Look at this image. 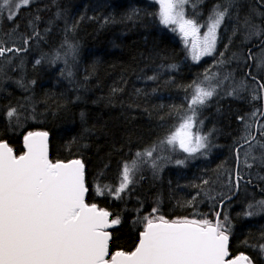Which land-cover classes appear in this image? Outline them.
<instances>
[{
  "label": "trees",
  "instance_id": "trees-1",
  "mask_svg": "<svg viewBox=\"0 0 264 264\" xmlns=\"http://www.w3.org/2000/svg\"><path fill=\"white\" fill-rule=\"evenodd\" d=\"M222 1L204 2L199 22ZM233 4V21H225L221 29L218 58L196 63L188 58L180 36L160 23L158 7L151 0H36L26 6L20 0L18 8L9 12L0 0V47L14 49L0 57V63L16 54L27 68L20 77L12 74L13 87L0 96V143L7 142L19 156L24 154L23 139L29 132L46 131L50 160L84 163L86 202L110 212V219L121 220L109 230L110 254L135 249L144 221L137 229L133 225L153 215L154 208L169 221L206 218L215 222L220 204L235 195L239 159V193L222 206L219 215L221 221L225 217L230 221V258L245 254L252 264H264L258 251L264 244V217L247 215L258 201H264V167L250 163L245 167L239 156L248 145L264 144V101L252 98L264 83V72L257 70L264 61V31L251 38L245 26L246 18H254L250 22L264 30V0H234ZM10 13L14 19L9 21ZM69 40L75 42L78 60L68 78L59 61L32 68V59L47 58L55 51L61 54ZM222 67L235 69L237 79L254 83L255 88L238 92L216 86L213 97L196 108V126L199 135L208 137L207 149L188 155L195 158L192 161L177 150L181 156L176 160L184 163L176 161L162 179L148 173L137 177L136 172L137 179L120 199L107 192L98 194L97 185L118 187L122 166L138 163L137 153L168 145L162 142L185 114H191L195 85ZM24 87L29 90L22 91ZM15 93L16 102L11 99ZM21 98L29 101L35 119L17 131L21 126L5 111L19 112ZM246 136L255 139L248 143ZM245 143L237 157V147ZM218 185L228 188L217 195ZM246 192L250 196L245 199Z\"/></svg>",
  "mask_w": 264,
  "mask_h": 264
},
{
  "label": "snow or ice",
  "instance_id": "snow-or-ice-1",
  "mask_svg": "<svg viewBox=\"0 0 264 264\" xmlns=\"http://www.w3.org/2000/svg\"><path fill=\"white\" fill-rule=\"evenodd\" d=\"M21 2L26 6L30 0ZM156 2L160 23L181 35L193 60L198 62L202 56L213 54L218 30L228 16L227 6L217 5L206 24L198 25L185 16V6L191 0ZM3 3L5 7L14 6V0H3ZM8 19H14V13H10ZM245 26L249 28L250 37H258L264 31L247 18ZM201 27L207 28L203 37ZM10 51L14 49L0 47V57ZM259 89V94L253 91L252 98L264 101V83ZM215 92L214 87L195 85L189 108L191 114L182 118L183 122L162 143L178 146L190 156L206 149L208 137L192 130L196 126V108L205 105ZM7 117L18 119L16 109L9 110ZM48 135L46 131L29 132L24 137L27 151L19 156L7 143H0V264H252L244 255L228 259L230 221L227 217L221 221L217 213L215 222L206 218L169 221L157 215L158 208L152 210L153 215L143 217L144 228L133 251L118 250L110 254L112 233L108 229L119 225L120 217L110 219V212L86 202L89 188L84 163L80 159L67 163L50 160ZM254 139V136L245 137L248 143ZM260 147L264 148V144ZM155 151L154 146L136 155L148 158L144 160L147 163ZM261 162L264 163V159ZM245 164L251 167L247 159ZM151 166L155 168V162ZM137 170L135 162L125 163L118 187L97 185L96 192L114 194L120 199L135 182ZM239 179L242 177L237 178V188ZM260 203L264 206V201ZM259 247L264 252V244Z\"/></svg>",
  "mask_w": 264,
  "mask_h": 264
},
{
  "label": "rangeland",
  "instance_id": "rangeland-1",
  "mask_svg": "<svg viewBox=\"0 0 264 264\" xmlns=\"http://www.w3.org/2000/svg\"><path fill=\"white\" fill-rule=\"evenodd\" d=\"M19 1L20 0H14V6L13 7H15V5H17L19 3ZM30 1L33 2L36 0H30ZM151 1L153 4H155L158 7V11H159V4L156 2V0H151ZM206 1L207 0H191V3L185 6L186 18L194 19L198 25H205L206 22L208 21V17L212 14L213 10L215 9V7H212L211 10L209 11V14L205 18V20L200 23L199 20L202 19V13H203L202 9L204 7L203 5H204V2H206ZM233 3H234V0L233 1L223 0L222 2L219 3V5L222 8L225 6L228 7V16L225 18V21H228V22L233 21V15H234L235 9H236L235 4H233ZM3 7H4V10H6V12H9L10 9L13 8V7H5L4 5H3ZM253 19L254 18H251V19H249V21H252ZM8 20L10 21L11 19H8ZM225 21H224V23H225ZM224 23L221 25V27L218 30V39H217L215 51L213 52L212 55L202 56L198 62L192 59V56L190 54V49L185 46L184 40L182 39L181 35L176 32L181 38L182 45L187 49L188 58L190 60H192L196 63H200L206 58H213V57L218 58V56L220 54L219 49H218V45L220 44V41H221L220 35H221V29L223 28ZM253 24H256V23H253ZM172 27H174V26H172ZM167 28H170V30H171V27H167ZM206 32H207L206 27L200 28V36L201 37H203L206 34ZM252 37H254V36H252ZM10 39H12V38L11 37L6 38V40H10ZM189 43H191V38H189ZM17 44L20 46L24 45V44H19V43H17ZM72 45H73V50H71ZM56 52L57 51L48 54L47 58L40 55L39 57L32 59V61H31L32 68L39 67L38 65H40V64L52 65L54 62L59 61V63L62 65V69H65V71H63V75L66 78H68L70 69H74V70L77 69L75 65L77 64L78 54H77V51L75 50V42L70 41V40L66 41L63 45V48L61 49V54L56 53ZM37 61H39V63H37ZM234 68L236 69V66H234ZM25 69H27L25 66V60L17 59L16 54L9 55V56L5 57V60L0 63V96L3 93H5L6 91H8V89L13 87V85L11 84V82L9 80V78H13L12 74L15 73L14 77H20V76L24 75ZM235 69H225V67H222L221 70L217 69V71L213 75H211L210 77L199 82L197 85H201L204 87L210 86V87H214V88L217 86L222 91H224L225 89L233 88L234 90H236L238 92L241 91V89L243 88V87H241L242 84L245 85L244 88L253 89L252 86L255 88L254 83H251L252 84V86H251L250 84H246L245 81L237 79ZM54 70L57 71L58 69H54ZM257 70L260 73L264 72V65L260 64V67L258 66ZM74 84H73V86H74ZM24 88H25V90H24ZM24 88L22 89V91H24V92H26V90H29L27 87H24ZM70 89H73V87ZM11 99L14 102H16L19 98L17 97V95L15 93L14 95L11 96ZM19 101H20L19 106H18L19 112L16 110L18 119H17V117L11 118V121H16V123H19V124H17V126H21V127H19L20 129L17 131H20L26 125V122H30V121H33L35 119V116L32 115V107H31V104L29 103V101L26 98H21ZM11 109L12 108H9L8 110L5 111V116L7 115V112ZM0 110H2V109H0ZM186 116H187V114H185L182 118H184ZM197 116H198V114H197ZM182 122H183V119L178 122L177 126L172 129L171 133L174 132ZM192 131H193V133L199 134L197 126H195ZM177 150L179 151V153L181 152V153H184L185 155H187L186 158H189V161H192L193 159H195L193 157L188 156L189 155L188 153H185L182 150H180L178 146L174 147L172 145L161 144V145L156 147V151L153 152V157L147 163H145L144 160H147L148 158H146V157H140L139 158L138 163H136L138 165V170L136 171L137 177H138L139 173H148L151 177L154 176L157 179H162L165 171L167 169H169L170 167H172V168L175 167L174 165L177 161L176 160L177 157L181 156ZM246 154H248V155H246ZM200 156H202V155H200ZM239 156H240L241 160L243 161V164L245 167H246L245 159H247V163L259 165V167H264V163L261 162L262 159H264V148H261L259 143H255L253 145H248V146L244 147L241 150ZM253 157H255V159H253ZM152 162H155V164H156L155 168H153L151 166ZM137 177L135 179H137ZM227 188L228 187H226V186H220L219 187V185H218L215 191H218L217 195H221L222 193H224L226 191ZM249 196H250V194L248 192L244 193L245 199L248 198ZM261 201H263V200L258 201L257 204H255L252 208V213H253L252 216L255 219H261L264 217V206L261 205V203H260ZM142 223H143V220L135 221L133 226L136 228V227L142 225ZM258 251H259V254L262 256V258L264 259V252H261L260 248L258 249Z\"/></svg>",
  "mask_w": 264,
  "mask_h": 264
},
{
  "label": "water",
  "instance_id": "water-1",
  "mask_svg": "<svg viewBox=\"0 0 264 264\" xmlns=\"http://www.w3.org/2000/svg\"><path fill=\"white\" fill-rule=\"evenodd\" d=\"M264 114V113H263ZM263 116V115H262ZM262 119V117L260 118V120ZM259 120V121H260ZM258 127V123H257V125H256V128ZM34 132H40V131H34ZM257 136V131H256V133H255V137ZM253 141V140H252ZM49 142H50V137H49V135H48V148H49V159H50V144H49ZM1 143H7V142H1ZM8 144V143H7ZM247 143H245V144H242L241 146H239V147H237V149H236V153H237V157H238V151L240 150V148H242L243 146H245ZM9 145V144H8ZM10 146V145H9ZM23 147H24V153L27 151V149L25 148V146H24V139H23ZM13 152H14V154H15V151L13 150ZM73 160V159H72ZM71 161V160H70ZM62 162H65V163H67V162H69V161H62ZM85 166V165H84ZM238 168H239V159H237V168H236V179H237V171H238ZM84 171H85V168H84ZM85 182H86V177H85ZM238 193H239V187L238 188H236V192H235V195L233 196V197H231L230 199H227V200H225L224 202H222L221 204H220V207H219V214H220V212H221V209H222V206L225 204V203H227L228 201H231V200H233L237 195H238ZM111 229V228H110ZM110 229H108V231L110 230ZM230 244V243H229ZM229 244H228V248H229ZM109 246H110V244H109ZM240 255H244V256H247V255H245V254H240ZM240 255H237V256H240ZM236 256V257H237ZM236 257H234V258H236ZM247 257H249V256H247ZM228 259H233V258H230V251H229V257H228Z\"/></svg>",
  "mask_w": 264,
  "mask_h": 264
}]
</instances>
